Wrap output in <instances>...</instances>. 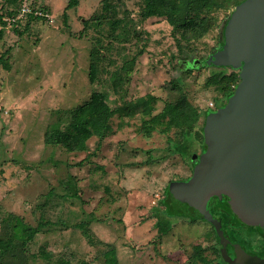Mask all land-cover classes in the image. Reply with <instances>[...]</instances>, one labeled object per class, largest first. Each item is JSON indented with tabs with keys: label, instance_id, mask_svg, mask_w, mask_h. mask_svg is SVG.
<instances>
[{
	"label": "rangeland",
	"instance_id": "1",
	"mask_svg": "<svg viewBox=\"0 0 264 264\" xmlns=\"http://www.w3.org/2000/svg\"><path fill=\"white\" fill-rule=\"evenodd\" d=\"M21 1L10 7L0 0V11L15 9ZM122 1L119 17L123 22L115 32L106 22L82 31V20L100 11V0H78V6L67 11L66 24L62 13L68 0H25L30 10H41L49 19L32 20L26 30L27 21L22 22L21 35L3 31L0 222L9 213L31 226L50 222L29 245L28 264H51L58 256L70 254L90 264H103L99 255L103 246H89L74 228L84 221H90L95 240L115 246L119 264H202L192 258L193 247L198 245L209 264H221L215 252L207 249L214 235L206 222L171 216V230L158 236L151 217L166 185L191 175V163L168 151L169 143L180 139L178 128L166 133L158 127L142 132V116L127 119L121 127L114 117V132L99 149H95V138L88 141L89 153L95 156L82 167L76 164L88 153H67L44 143L51 126L60 123L63 128L68 123L66 111L87 102L92 91L103 92L112 108L152 94L159 98V112L166 100L174 99L176 93L170 88L176 84L200 111L210 108L213 112L226 104L216 88L204 86L208 70L189 74L181 58L188 62L211 54L220 26L235 7L209 13L213 28L191 42V50L182 56L164 19L142 20L140 0ZM91 51L99 59L94 84L88 81ZM194 149L200 153L199 140ZM137 163L142 166L127 167ZM67 187L78 198L62 199ZM1 230L0 225V234ZM10 260L7 256L3 262L11 264Z\"/></svg>",
	"mask_w": 264,
	"mask_h": 264
},
{
	"label": "trees",
	"instance_id": "2",
	"mask_svg": "<svg viewBox=\"0 0 264 264\" xmlns=\"http://www.w3.org/2000/svg\"><path fill=\"white\" fill-rule=\"evenodd\" d=\"M243 1L245 0H140L139 17L142 20L150 18L164 19L172 29L179 54L184 56L191 50V42L200 39L213 28V22L210 24L208 20L209 13L226 10L232 6L236 7ZM6 2L10 7L17 3L16 0H6ZM76 6H78V0H68L62 13L65 24L68 19L67 11ZM121 6H123L122 0H100V11L91 18L82 20V31H86L93 24L101 27L106 22L110 30L115 32L123 22V18L119 17ZM3 11H0V25H3V18L15 16L18 13V7L15 9L6 7ZM231 13L225 19V23L228 21ZM24 19L23 23L27 21L24 27L26 30L32 20L43 18L29 14ZM224 22L220 26L217 44L211 54L201 57L199 60L192 59L188 62L182 57L181 62L185 71L189 74L193 70L207 69L209 75L204 82V86L206 88H216L226 102L233 95L240 81L239 70L229 67L205 65L209 57L221 50L224 45L223 40H220L221 28L224 26ZM19 26L13 28V31L10 30L8 34L21 35ZM3 31L0 30V39L3 34H6ZM181 43H184V46H181ZM142 53L140 52V54ZM89 58L88 81L90 84H94L97 80V63L99 59L93 51L90 52ZM197 63L198 65H196ZM171 85L172 88L170 90L176 93L175 97L172 100H166L159 112L156 111V104L159 98L152 94L131 100L118 108H112L103 92L92 91L87 102L66 111L68 123L63 128L60 126V123L51 126V130H48L44 136V143L46 145L59 146L67 153H88L84 159L85 162L83 160L76 164L77 167H82L85 163H88L87 159L95 156V154L89 153L88 141L95 138L97 142L95 149H99L102 142L114 132L111 126V121L114 117L119 120L118 127H121L127 119L139 115L142 116L140 125L142 132H147L155 127L161 128L164 133L170 131L172 128L179 129L180 139L177 142L169 143L168 151L169 153L178 154L185 161H189L191 163L192 174L193 166L196 163L192 161V155H197L194 145L199 140L200 147L202 148L204 121L206 116L212 111L210 108L200 111L188 100L183 88L176 84ZM201 119H203L202 126L196 132L195 129ZM141 164H128L127 167H138L142 166ZM190 176L187 179H180V181H186ZM171 182L173 181H170L166 185L163 198L159 201L158 207L152 208L151 217L155 219L154 225L158 236L166 235L172 228L171 218H169L171 216L167 214L164 205L166 191ZM60 197L62 199H75L78 198V194L74 190L71 191L70 187H67L65 188V194ZM213 200L215 201L216 199ZM49 224L50 222L48 221H40L36 226H31L22 217L12 213L7 214L0 222L2 227L0 234V264H6L3 262V259L7 256L11 257V264H28L27 255L29 253L27 249L29 245ZM89 225L90 221H84L76 224L74 228L81 231L89 246H103L104 249L99 250L103 264H119L115 246L98 239L95 240L89 229ZM18 252L21 255H18ZM202 254L201 246L193 247V261L195 263L209 264ZM31 257H35V255ZM51 264H90V262L84 259H77L75 255L70 254L58 256Z\"/></svg>",
	"mask_w": 264,
	"mask_h": 264
},
{
	"label": "water",
	"instance_id": "3",
	"mask_svg": "<svg viewBox=\"0 0 264 264\" xmlns=\"http://www.w3.org/2000/svg\"><path fill=\"white\" fill-rule=\"evenodd\" d=\"M221 30L224 45L205 65L238 69L240 81L226 104L206 116L203 151L193 155L188 180L169 184L164 205L169 216L213 225L227 260L223 233L207 210L212 197L236 222L264 227V0L243 1Z\"/></svg>",
	"mask_w": 264,
	"mask_h": 264
},
{
	"label": "flooded vegetation",
	"instance_id": "4",
	"mask_svg": "<svg viewBox=\"0 0 264 264\" xmlns=\"http://www.w3.org/2000/svg\"><path fill=\"white\" fill-rule=\"evenodd\" d=\"M202 151L201 148L197 156ZM220 198L221 202L228 200L225 196ZM216 201L217 203H215ZM207 210L213 219L219 223L220 230L223 233L227 260H224L221 254L223 243H221L214 226L203 220L188 219L195 222H206L205 224L210 227L214 240L207 246V249L215 252L221 264H264V227L236 222L232 213L221 208L218 196H214L208 201Z\"/></svg>",
	"mask_w": 264,
	"mask_h": 264
},
{
	"label": "built area",
	"instance_id": "5",
	"mask_svg": "<svg viewBox=\"0 0 264 264\" xmlns=\"http://www.w3.org/2000/svg\"><path fill=\"white\" fill-rule=\"evenodd\" d=\"M24 1L25 0L21 2L20 6L18 7V13L15 16L5 17L2 19L3 25L7 26L8 28H1V30H4L8 33L9 31L7 30L17 28L19 24H22V22L25 20L24 18L29 14H32L36 17L49 19V15L45 12H42L41 10H30V6H27ZM212 106L213 104H211V107Z\"/></svg>",
	"mask_w": 264,
	"mask_h": 264
},
{
	"label": "crops",
	"instance_id": "6",
	"mask_svg": "<svg viewBox=\"0 0 264 264\" xmlns=\"http://www.w3.org/2000/svg\"><path fill=\"white\" fill-rule=\"evenodd\" d=\"M180 218H181V217H180ZM188 221H191V220H188ZM91 227H92V229L94 228L92 224H91Z\"/></svg>",
	"mask_w": 264,
	"mask_h": 264
}]
</instances>
